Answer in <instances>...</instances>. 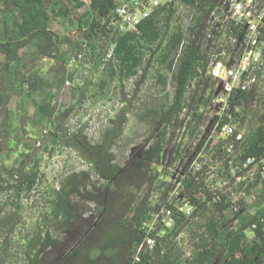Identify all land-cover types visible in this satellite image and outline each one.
<instances>
[{
  "label": "trees",
  "instance_id": "trees-1",
  "mask_svg": "<svg viewBox=\"0 0 264 264\" xmlns=\"http://www.w3.org/2000/svg\"><path fill=\"white\" fill-rule=\"evenodd\" d=\"M218 2L174 0L169 7H162L143 20L136 31L124 33L109 29V15L119 6L117 0H54L52 7L50 0H0V107L9 118L5 130L0 129V155L4 153L2 138L12 141L11 134L16 131L14 116L8 111L14 97L21 100L19 108L25 113L24 119L28 111L25 105L29 103L34 108L33 126H58L57 99L67 78L72 80L68 70L72 61L81 59L89 63L92 74L104 66L111 79L118 78L124 93L121 99L124 106L109 121L97 143L89 139L86 126L73 133L62 127L50 130L34 141L36 144L40 140L44 151H49L50 144L59 147L68 144L89 163L92 175L80 172L63 179L61 188L46 202L49 209L46 217L61 234L72 235L76 227L86 222L88 228L84 234L79 232L69 246L53 237L50 231L37 242L29 241L24 264H264V178L261 176L264 112H255L251 106L264 92L233 91L227 113L239 129H245L243 140L236 141L241 132L237 129L235 137L221 141L213 150L225 153L226 146L234 141V152L220 157L224 175L232 180H235L233 173L242 175L247 171L243 169L246 159H258L255 165L259 173L247 187L250 192L261 185L251 205L253 211H248L249 204L244 200L237 207L231 191L217 187L214 190V184L211 187L206 177L207 165L194 172L192 158L185 165L183 182L194 205L193 212L187 216L185 212L174 210L171 227L158 225L150 229L152 214L160 209L153 195L161 193L162 187L168 185L160 180L159 174L164 154L171 152L173 163L184 157L185 138L192 140L200 131L217 84L208 72L212 62L221 60L217 56L221 49L213 44L220 36L213 30L214 37L207 40L206 18ZM176 3L186 7L185 18L179 14ZM56 25L65 32L53 30ZM183 42L184 47L179 51ZM40 58L54 62L48 73L34 65ZM153 69L165 102L161 105L145 102L140 115L135 113V99ZM168 74L173 84L172 93L166 91ZM133 78H138L134 94L127 100L124 83ZM90 86V80L87 84L75 85L72 97L84 102ZM260 102L263 103L264 98ZM75 109L63 110L60 114L63 120L70 118ZM130 114L141 121L148 120L151 134L120 166L113 152L124 136ZM228 114L221 126L227 122ZM181 131H184L183 140L178 134ZM19 137L16 134L13 141H18ZM207 138L208 135L201 141L196 154L205 150ZM24 145L29 152L34 149L30 143ZM29 154H22L18 166L0 169V192L9 198L0 208V243L3 245L8 244V239H3L2 234H11L14 227L3 230L2 213L10 207L15 213L12 211L9 217L13 218L22 208L23 194L32 193L39 183L41 159ZM29 159L31 164H28ZM92 176L98 179V184ZM233 214L237 225L230 227ZM200 220L204 221L203 226L193 232L195 247L187 256L175 237L189 227L192 231ZM248 231L253 237L247 236ZM149 238L155 240L152 249L146 245ZM142 244L145 246L140 249ZM33 248H37L35 253ZM2 251L7 252L5 248ZM51 254L49 261L47 257ZM2 261L0 257V264Z\"/></svg>",
  "mask_w": 264,
  "mask_h": 264
},
{
  "label": "rangeland",
  "instance_id": "rangeland-1",
  "mask_svg": "<svg viewBox=\"0 0 264 264\" xmlns=\"http://www.w3.org/2000/svg\"><path fill=\"white\" fill-rule=\"evenodd\" d=\"M50 1L52 7L54 0ZM84 1L87 2L88 0ZM85 10L86 8H83L82 12H85ZM53 21H55V19ZM52 29L61 33L65 32V29L59 25H56ZM78 60L70 63L68 70L70 75H72V80L69 79V77L67 78V81L58 95L56 106L58 109L57 117H59L60 120L57 121L58 126L56 128L53 126H47L44 128L41 125L33 126L31 124V118L34 113V108L29 103L25 105L28 108V111L27 117L24 119L25 113L23 112V109L19 108L21 100L18 97H14L8 105L9 113H12L14 116L13 124L16 131L11 134L12 141H9L7 137L2 138L3 140L1 141V144L4 147V153L0 155V169H3L4 167L9 169L13 165L18 166L19 164H17V161L22 159V154L27 156L29 153L33 157L36 154V156L41 159V169L39 172V183L36 189L32 193L23 194L21 199L22 208L20 211L13 218H10V215L14 210L7 207L1 215V218L4 221V231L14 227L11 234H8L7 232L2 234L3 239H8L7 245L0 243V257L3 258V264H24V251L26 250V245L31 240L37 242L38 239L45 236L47 231H50L53 237H58L63 244L69 246L74 243V238L79 236V232L84 234L88 228V222L85 221L86 223H84L83 226L76 227L74 232L71 233L72 235L61 234L52 225L51 220L46 217V214L49 212L46 202L50 201L55 190L61 188V181L63 179L80 172L90 173L92 175V169L89 163L80 158L75 153V150H73L68 144H64V147H59V145L53 146L50 144L48 148L49 151H44L43 143L40 145L38 144L40 142L36 144L34 142L38 137L42 136L43 131L45 133L47 131L48 134L50 130L61 129L62 127V130L66 129L69 133H73L86 126V133L89 139L97 143L101 139V132L107 127L109 121L113 119L118 111L124 106L121 101L124 93L122 94L118 78L115 77L111 79L109 72L105 71L104 66L98 69L96 73L92 74L90 70L91 65L89 63H83L84 61H80L81 59ZM45 67L46 69L44 73H48L51 67ZM156 77L157 73L155 69H153L147 83L136 96L134 103L136 109L135 113H139L140 115L143 114V104L145 102L158 105L165 102L164 95L160 91V87L156 84ZM137 79L138 78H133L124 83V86H126L124 92L127 100L133 97L135 81ZM87 80H90L91 86L87 99L81 103L72 97L74 86L78 84H87ZM104 83H106V85ZM166 91L168 93L173 92V84L169 74ZM261 98H264V96L259 95L256 101L251 105L255 112L259 110L264 112V102H260ZM71 107H76V109L73 110L74 112L70 118L63 120L60 114L63 110ZM8 119V113L0 107L1 131L5 130V127L9 122ZM236 128L239 129V126L236 125ZM239 130L245 132V129L240 128ZM124 131V136L120 144L115 147L113 152L115 162L120 166H123L127 162L132 150L142 146L144 140L151 134L148 120L141 121L136 118L135 114L129 115V120ZM45 133L43 134L44 136L47 135H45ZM16 134L20 135L19 140L13 141ZM32 137L34 140H31ZM25 143H30L34 147L32 152H29L26 149L24 145ZM8 144H10V148L8 147ZM195 147L196 146L191 143V139L186 137L185 146H183V148L186 149L184 157L177 163H173L172 159L174 156L172 153L170 152V154L167 155L164 154V160L162 161L159 171H169L170 167L178 168L179 171H182L184 166L192 161L191 158ZM214 149L215 148L213 147L207 149V156H209L208 159L203 162V165H207L208 167L206 173L208 183L211 187L212 183L214 184L212 187L214 190H216L215 187H217L223 191H231L232 200L238 204H236L237 207L239 206V203L244 200L249 204L248 211H253L251 205H253L255 197L259 195L261 185L259 183V185H257L255 189L253 188L250 192H248L247 187L251 181L255 180V176L259 173L258 166L254 167L251 172L247 171L242 174L241 182H235V180L224 175L223 159L220 158L221 153H218L217 151L213 152ZM30 160L31 159L28 160V164H31ZM250 173H253L254 175L252 176ZM261 176L264 178V175ZM91 179L98 184L97 178L94 179L92 176ZM157 195L158 194L153 195L155 201H157ZM8 199L9 198L5 193L0 192V208L6 200L8 201ZM74 201H77L76 197L74 198ZM90 207L92 208V206ZM193 210L194 209H192V212ZM85 219L87 220V218ZM232 219L233 221L230 223V227L237 225L235 214H233ZM203 223L204 221L200 220L193 225L192 231L189 227L175 237V241L181 244L183 250L187 253V256L190 255L192 249L195 247L193 232H196L198 227L203 226ZM11 225L13 226L11 227ZM247 236L253 237V233L248 231ZM4 248L7 250L6 253L2 251ZM33 249V253H35L37 248ZM50 257H52V254L47 257L49 261H51Z\"/></svg>",
  "mask_w": 264,
  "mask_h": 264
},
{
  "label": "built area",
  "instance_id": "built-area-1",
  "mask_svg": "<svg viewBox=\"0 0 264 264\" xmlns=\"http://www.w3.org/2000/svg\"><path fill=\"white\" fill-rule=\"evenodd\" d=\"M117 2H119V6L109 15V29L114 28L125 33L136 31L143 20L151 17L158 9L169 7L174 3V0H117ZM176 7L179 14L184 16L186 7L178 3H176ZM206 22L207 40L214 37L213 30L216 31V35L220 36L213 44L216 45V48L221 49V53L217 55L221 57V60L211 63L208 74L217 80V84L212 90L206 108L204 124L200 126V131L191 140V143L196 146L193 150L192 158L194 160L191 165L194 172L202 169L201 160H206L207 149L215 148L221 141L230 140L235 135L236 124L231 114L227 113L233 91L256 90V93L264 92V0H219L217 6L207 16ZM229 31L232 33L231 37H229ZM184 43L179 51L183 49ZM230 50L232 51L229 52ZM227 114V122L221 126L224 116ZM183 133L184 131L178 133L182 136V140ZM244 133L240 132L236 136V141H242ZM207 135L205 150L196 154L199 144ZM182 140L179 139L181 142ZM226 147L228 148L226 152L233 153L234 141L231 140ZM204 151H206L205 154ZM226 152H221L220 157H223ZM257 161V158L246 159L243 169L251 172L257 166L255 165ZM185 169L186 166L182 171L173 167H170L169 171H159L160 180L168 185L162 187L161 193L157 195L160 209L152 214L150 229L154 230L158 225H163L166 228L171 227L174 223V210L185 212L187 216L191 215L194 205L185 192L183 182ZM244 170H242L243 173ZM233 175L235 182L242 181V175L234 173ZM261 175H264V166ZM235 209L238 208L235 207ZM164 233L162 231L161 235ZM146 245L152 249L155 240L147 239ZM144 246L142 244L140 249H143Z\"/></svg>",
  "mask_w": 264,
  "mask_h": 264
},
{
  "label": "crops",
  "instance_id": "crops-1",
  "mask_svg": "<svg viewBox=\"0 0 264 264\" xmlns=\"http://www.w3.org/2000/svg\"><path fill=\"white\" fill-rule=\"evenodd\" d=\"M44 64H45V66L52 67L54 65V62L48 60V58H40V60H37L34 62V65H36L37 68H40L45 72L46 67L44 66Z\"/></svg>",
  "mask_w": 264,
  "mask_h": 264
},
{
  "label": "clouds",
  "instance_id": "clouds-1",
  "mask_svg": "<svg viewBox=\"0 0 264 264\" xmlns=\"http://www.w3.org/2000/svg\"><path fill=\"white\" fill-rule=\"evenodd\" d=\"M42 133L44 134L45 132L43 131ZM46 134H47V131H46L45 135H46ZM38 142H40V140H39ZM38 142H37V143H38ZM38 144H40V145H41V142H40V143H38Z\"/></svg>",
  "mask_w": 264,
  "mask_h": 264
}]
</instances>
